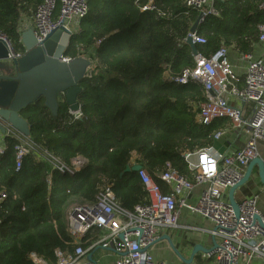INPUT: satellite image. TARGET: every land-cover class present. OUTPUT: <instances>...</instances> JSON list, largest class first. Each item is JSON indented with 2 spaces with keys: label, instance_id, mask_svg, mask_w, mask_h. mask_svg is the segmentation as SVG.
<instances>
[{
  "label": "trees",
  "instance_id": "obj_1",
  "mask_svg": "<svg viewBox=\"0 0 264 264\" xmlns=\"http://www.w3.org/2000/svg\"><path fill=\"white\" fill-rule=\"evenodd\" d=\"M263 0H214L218 14H209L197 32L207 39L198 52L214 54L221 46L254 51L259 25L264 23ZM43 0H0V30L25 52L20 27ZM152 2L154 8L143 7ZM89 12L73 34L65 55L91 60L79 81L82 116L74 119L64 95L54 115L41 97L19 112L30 125V135L17 130L5 136L0 153V264H34L31 252L55 261V250L73 252L88 247L99 229L80 240L69 231L68 207L95 202L111 185L122 208L149 201L139 171L142 164L164 192L170 190L156 176L171 162L193 178L184 153L214 144V134L230 126L227 119L210 124L198 120L205 100L203 85L195 80L176 82L195 64L187 35L200 10L187 0H88ZM29 141L32 152L19 170L16 145ZM49 153L66 164L76 156L86 160L75 173L55 168ZM51 177V184L47 178ZM198 264H204L199 261Z\"/></svg>",
  "mask_w": 264,
  "mask_h": 264
},
{
  "label": "built area",
  "instance_id": "obj_2",
  "mask_svg": "<svg viewBox=\"0 0 264 264\" xmlns=\"http://www.w3.org/2000/svg\"><path fill=\"white\" fill-rule=\"evenodd\" d=\"M214 0H187V4L197 8L203 16L199 25L209 14H218ZM150 2L143 9L154 8ZM264 10V0L260 4ZM89 12L88 0H43L30 20L23 21L20 33L33 28L39 43L43 42L54 30L63 28L71 35L78 32L81 21ZM258 44H264V23L259 25ZM188 36L196 44H205L207 39L197 31H189ZM187 39V38H186ZM0 41L7 49L10 59H19L24 52L15 48L12 38L0 30ZM256 44V45H258ZM195 64L187 67L181 74L166 77L180 83L195 80L203 85L205 100L199 104L198 120L210 124L216 119L228 118L235 129L246 135L244 144L231 153H221L213 146L184 153V158L193 178L183 175L171 162L156 176L169 184L171 192H164L155 177L146 168L139 170L149 201L135 205L133 210L122 208L116 201L111 185L102 190L95 202L73 205L68 211L69 231L80 239L93 228L100 230V236L88 247L79 244L73 252L61 248L55 250L56 260L49 261L36 252L30 258L34 264H94L88 254L98 248L111 249L117 254L115 264H166L155 258L152 247L161 238L160 230L165 227H179L182 208L199 213L210 219L215 227L211 231L217 246L205 256L215 258L216 264H236L241 257L247 261L264 257V214L259 208V196H246L238 202L237 214L225 195L231 187L238 184L249 163L261 157L264 146V57L253 52L240 53L246 63L244 85L230 59L229 48L221 46L214 54L205 56L194 54ZM73 57L64 55L63 61ZM239 100L254 104L249 115L244 106L234 103ZM74 119L82 116L81 106L70 110ZM3 124V123H2ZM5 136L14 135V129L8 123ZM223 131L214 134L219 139ZM5 144H0V153H4ZM55 168L62 172L75 173L85 162L82 156H76L70 164L51 155ZM32 152L29 141L22 140L16 145V168L19 170L24 158ZM135 164V163H134ZM51 184V177L47 178ZM197 186H203L199 199L189 204L183 193L189 194ZM7 197L6 191H0V203Z\"/></svg>",
  "mask_w": 264,
  "mask_h": 264
},
{
  "label": "water",
  "instance_id": "obj_3",
  "mask_svg": "<svg viewBox=\"0 0 264 264\" xmlns=\"http://www.w3.org/2000/svg\"><path fill=\"white\" fill-rule=\"evenodd\" d=\"M202 16L201 12L192 25L191 32L197 31ZM72 36L63 28H58L39 43L34 29L28 28L21 34L25 52L19 59H10L7 49L0 41V60H9L4 72L0 73V130L3 133L6 132L4 123H8L14 130L29 136L30 125L19 111L41 97L45 99V104L54 115L58 113L61 94L66 97L70 110L80 108L78 95L82 91V86L79 81L86 75L91 60L82 56L73 57L69 62L62 60ZM186 41L193 53L197 54V44L193 38L188 36ZM256 166L260 180L264 184V159L257 157L249 163L242 180L229 190V202L237 214H239V206L234 197L235 191L249 180ZM142 167V164L136 163L128 165L126 171L132 169L139 171ZM165 237L171 242L169 236L162 238ZM216 246L215 237L212 248H206L203 244L197 243L188 261L192 262L194 255L199 251L210 252ZM174 250L180 254L176 248ZM93 254V251L89 253L88 258L94 264H98Z\"/></svg>",
  "mask_w": 264,
  "mask_h": 264
},
{
  "label": "crops",
  "instance_id": "obj_4",
  "mask_svg": "<svg viewBox=\"0 0 264 264\" xmlns=\"http://www.w3.org/2000/svg\"><path fill=\"white\" fill-rule=\"evenodd\" d=\"M24 18H25V21H27V18L28 20H30L29 22H27V24L31 26L32 16L30 17L26 16ZM259 34H260V30H259ZM256 44H258V40L255 41L253 44L254 51L252 52L255 53L258 57H264V44L263 43H259L258 45ZM227 47L229 48V51H230V59L232 63L234 64L237 73L240 75L242 79L239 85L243 86L246 63L241 59L240 53H245V52H240L235 45H231ZM235 52H237L238 55L234 54ZM0 72L2 71L0 70ZM234 103L244 106L247 111L246 113L247 115L250 114L251 109L254 106L252 102L244 103L239 100H234ZM220 119L229 120L228 118H220ZM230 124L231 125L228 126L227 128L221 129L223 131L221 137L219 139L214 138V144L210 145V146H213L216 151L224 153V154L231 153L239 149L246 140L245 133H243L240 129H235L232 126L231 121H230ZM3 135H4L3 132L0 130V144L2 145L4 144ZM261 157L264 159V146H262V149H261ZM254 169H256L258 179L260 180V177L258 174V167L256 166ZM164 185L170 190L169 192H171L172 190L171 186L165 182H164ZM255 188L256 190H254ZM202 190H203V186H197L189 194H187V192H184L183 195L189 204H194L199 199V196ZM253 194H257L259 196L258 205H259L260 210L264 214V200H262V197L264 196V184L263 183H262V186L260 187H258V185L256 186V182H253V184L250 186H246V187L240 186L239 188L236 189L234 197L236 201L239 202L244 197L250 196ZM225 197L227 200H229V190L227 191ZM179 220H180L179 227L162 228L160 230L161 238L152 247V251L154 253L155 258L159 261L166 262V264L191 263L188 260L191 258L193 248L197 243L203 244V246L206 248H212V246L214 245V235L211 231L214 229L215 225L210 219H208L207 217L199 213L191 212V210L185 207L181 209ZM99 234H100V230H99L98 235ZM202 235H208V236L207 238L206 237L204 238ZM163 236H169L173 245L171 244L169 239H167L166 237L162 238ZM80 239H76V240L78 241ZM174 248H176L182 256L178 254L174 250ZM200 252L203 255L201 256V258L198 257V253ZM198 253L194 255V257L198 259V260L196 259V264H198L199 261H203L202 259L204 260L214 259L213 257L209 258L205 256L207 252L199 251ZM93 258L98 262V264H115L117 254L114 250H111V249L98 248L94 251ZM255 259H260V258H255Z\"/></svg>",
  "mask_w": 264,
  "mask_h": 264
},
{
  "label": "rangeland",
  "instance_id": "obj_5",
  "mask_svg": "<svg viewBox=\"0 0 264 264\" xmlns=\"http://www.w3.org/2000/svg\"><path fill=\"white\" fill-rule=\"evenodd\" d=\"M21 43H22V40H21ZM234 54L238 55L237 52H235ZM8 64H9V60L8 59L7 60H0V70L2 72H4V70L6 69V66H8ZM2 72H0V73H2ZM253 182H256V186L258 185V187L262 186V183L258 179V175H257L256 169L253 170L252 175L249 178V180L241 187L250 186V185L253 184ZM254 190H256V188ZM262 200H264V196L262 197ZM67 210L69 211L70 208L68 207ZM99 236H100V234H99ZM202 236L204 238L205 237L207 238L208 235H202ZM201 256H203L202 253L201 252L198 253V257L201 258ZM196 259L197 258L194 257V261H192L191 263H183V264H194V263L196 264ZM202 260H203L204 264H216L215 258L211 259V260H209V259H207V260L206 259L205 260L202 259ZM247 263H248L247 258L243 256V257L240 258V260L236 264H247ZM248 264H264V257L260 258V259H252V260L249 261Z\"/></svg>",
  "mask_w": 264,
  "mask_h": 264
}]
</instances>
